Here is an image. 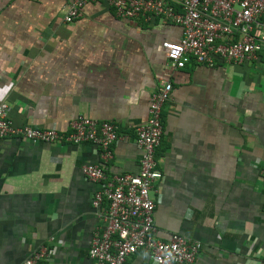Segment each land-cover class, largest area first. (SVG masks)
Masks as SVG:
<instances>
[{
    "label": "crops",
    "instance_id": "0c3cea01",
    "mask_svg": "<svg viewBox=\"0 0 264 264\" xmlns=\"http://www.w3.org/2000/svg\"><path fill=\"white\" fill-rule=\"evenodd\" d=\"M0 0V100L16 125L68 130L85 115L118 125L105 173H135L134 127L150 94L170 83L155 151L154 237L181 234L200 243L193 264H264V44L257 58L213 66L166 64L161 41L180 28L126 21L103 1ZM88 142L0 138V264H21L39 245L46 264H88L103 206L80 171L99 162ZM123 264H154L139 249Z\"/></svg>",
    "mask_w": 264,
    "mask_h": 264
},
{
    "label": "built area",
    "instance_id": "2783aa9c",
    "mask_svg": "<svg viewBox=\"0 0 264 264\" xmlns=\"http://www.w3.org/2000/svg\"><path fill=\"white\" fill-rule=\"evenodd\" d=\"M98 0H69L62 21L79 16L83 4ZM116 17L134 21L156 19L180 28L177 41L163 40L166 64L182 68L192 61L213 66L217 60L237 65L257 58L264 44V0H103ZM171 86L161 82L150 94L145 121L134 127L138 150L135 173H105L112 147L119 138L118 125L110 120L77 115L68 130L55 127L16 125L8 117V105L0 100V138L24 141L69 143L88 142L98 148L99 162L83 163V177L96 185L90 204L103 206L102 224L94 227L87 249L88 264H123L139 249L148 251L154 264H193L200 243L181 234L167 239L154 237V183L161 178L155 151L162 134L161 108ZM50 250L39 245L21 264H46Z\"/></svg>",
    "mask_w": 264,
    "mask_h": 264
}]
</instances>
